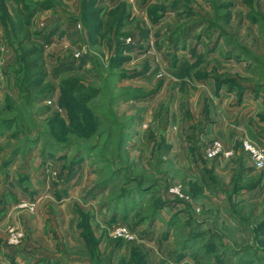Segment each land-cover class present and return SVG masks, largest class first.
Wrapping results in <instances>:
<instances>
[{"label": "rangeland", "instance_id": "obj_1", "mask_svg": "<svg viewBox=\"0 0 264 264\" xmlns=\"http://www.w3.org/2000/svg\"><path fill=\"white\" fill-rule=\"evenodd\" d=\"M1 6L49 90L20 92L0 8V264H264V0Z\"/></svg>", "mask_w": 264, "mask_h": 264}, {"label": "trees", "instance_id": "obj_2", "mask_svg": "<svg viewBox=\"0 0 264 264\" xmlns=\"http://www.w3.org/2000/svg\"><path fill=\"white\" fill-rule=\"evenodd\" d=\"M0 8L3 13V25L17 46L18 60L22 71V78L19 82L20 92L28 102H31L35 98L44 96L49 90L46 84L47 74L43 48L32 38L23 21L13 18L2 6ZM74 84V88H76V83ZM80 102L84 103L85 100L80 98ZM74 112L77 113L76 110ZM136 260V264H144L141 256H138Z\"/></svg>", "mask_w": 264, "mask_h": 264}, {"label": "built area", "instance_id": "obj_3", "mask_svg": "<svg viewBox=\"0 0 264 264\" xmlns=\"http://www.w3.org/2000/svg\"><path fill=\"white\" fill-rule=\"evenodd\" d=\"M243 152L250 160L251 166L256 171L264 170V145L259 147L252 143V141L244 140L242 142ZM204 155L207 158H215L218 156L228 157L231 155L230 151H225L222 144L215 140L209 147L205 149ZM169 192L174 196H180L178 188H171ZM116 235L125 236L126 230L124 228H118Z\"/></svg>", "mask_w": 264, "mask_h": 264}, {"label": "crops", "instance_id": "obj_4", "mask_svg": "<svg viewBox=\"0 0 264 264\" xmlns=\"http://www.w3.org/2000/svg\"><path fill=\"white\" fill-rule=\"evenodd\" d=\"M0 255L3 257V254L0 253ZM58 260H59V259H56V261H58ZM61 260H62V259H61ZM61 260H59V264H65V263H62V262L60 263ZM9 261H13V260H12V259H9Z\"/></svg>", "mask_w": 264, "mask_h": 264}]
</instances>
